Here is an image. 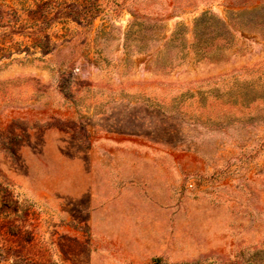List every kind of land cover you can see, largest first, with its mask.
Segmentation results:
<instances>
[{"label": "rangeland", "instance_id": "obj_1", "mask_svg": "<svg viewBox=\"0 0 264 264\" xmlns=\"http://www.w3.org/2000/svg\"><path fill=\"white\" fill-rule=\"evenodd\" d=\"M264 264V0H0V264Z\"/></svg>", "mask_w": 264, "mask_h": 264}, {"label": "trees", "instance_id": "obj_2", "mask_svg": "<svg viewBox=\"0 0 264 264\" xmlns=\"http://www.w3.org/2000/svg\"><path fill=\"white\" fill-rule=\"evenodd\" d=\"M159 258H155L152 262V264H158Z\"/></svg>", "mask_w": 264, "mask_h": 264}]
</instances>
